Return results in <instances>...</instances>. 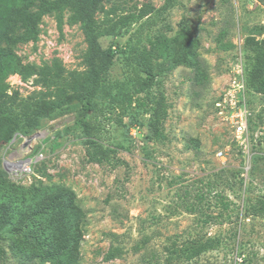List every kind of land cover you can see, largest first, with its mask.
Returning a JSON list of instances; mask_svg holds the SVG:
<instances>
[{"label":"rangeland","instance_id":"rangeland-1","mask_svg":"<svg viewBox=\"0 0 264 264\" xmlns=\"http://www.w3.org/2000/svg\"><path fill=\"white\" fill-rule=\"evenodd\" d=\"M171 1L163 10L164 0H115L118 13L144 4L153 11L123 33L98 39L100 53L115 50L109 81L122 80L120 50L127 44L146 46L157 35L172 39L182 21L198 41L196 54L182 63L173 62L171 47L153 61L166 102L159 139L147 130L154 88L133 95L130 106L119 101L130 86L91 99L101 110L93 139L107 156L98 159L82 131L84 100L34 116L37 106L53 100L50 90L35 76L20 78V84L5 80L8 94L16 93L10 107L18 119L13 124L0 117V174L16 187H63L74 193L83 213L76 264H264V218L242 219L248 201L264 194V114L248 126L243 142L212 112L235 74L245 81L247 43L254 40L264 48V0ZM104 3L110 8L111 2ZM69 15L63 12L60 29L54 15L43 16L36 40L15 44L23 64L42 67L57 59L65 77L89 76L87 35L80 23L67 22ZM62 86L66 96L77 95L75 87ZM247 103L251 118L264 108L257 94H248ZM11 126L14 132L7 137ZM254 153L261 160L252 172ZM21 162L26 168L13 167ZM216 175V185H209ZM224 198L231 202L229 211L223 209ZM206 238L218 239L219 247L193 260L170 251L174 244ZM0 264L46 263L22 261L10 235L1 234Z\"/></svg>","mask_w":264,"mask_h":264},{"label":"trees","instance_id":"trees-1","mask_svg":"<svg viewBox=\"0 0 264 264\" xmlns=\"http://www.w3.org/2000/svg\"><path fill=\"white\" fill-rule=\"evenodd\" d=\"M111 2L105 9L104 2ZM115 0H0V117L13 123L18 119L11 113V105L15 94L7 92L5 80L17 74L22 80L35 76V82L50 90L53 100L37 106L34 116H46L68 104L86 102V115L81 122L85 135V143L92 147L93 152L104 159L107 156L93 139L99 130L96 124L98 104H91V99L98 92L109 95L112 91L130 86V91L121 96L120 102L130 106L133 95L148 93L154 88L155 97L149 112L147 130L154 139L161 137V124L166 117V102L158 87L153 72V61L160 58L171 47L175 58L173 62L182 63L193 57L198 48V41L192 37L190 29L183 21L178 24L172 39L164 35L154 36L146 46L127 44L120 55L125 73L122 80L109 81L108 71L112 64L111 58L115 50L108 49L100 53L98 39L102 35L117 36L133 22H138L152 13L153 8L144 4L140 9L119 13ZM171 0H164L161 9L171 6ZM69 11V24L80 23L87 35L89 51L87 63L90 66L89 76L78 80L65 77L57 59L51 65L42 67L23 64L13 52L18 42L36 40L38 23L43 16L54 15L57 26H62V14ZM102 18L97 20L96 15ZM172 43V44H171ZM245 86L248 94L262 97L264 104V48L254 40L249 41L245 48ZM106 54V55H105ZM105 55V56H104ZM77 89L76 96H66L62 84ZM75 85H72V84ZM124 113V112H123ZM264 114V108L255 113L249 125ZM248 125V126H249ZM14 132V126L6 128L7 137ZM252 172L257 171L255 165L261 160L257 153L252 155ZM96 158V159H97ZM209 182L216 185L220 178ZM223 209L229 211L231 202L224 198ZM195 210V208H193ZM250 216L264 218V194L256 196L254 202L248 201L242 219ZM83 213L76 204L74 193L63 187H44L25 189L7 182L0 174V235L11 237L15 254L24 262L36 260L46 264H76L81 241V221ZM209 217V216H208ZM176 243V242H175ZM220 242L215 238L193 240L187 244L173 246L172 253L177 258L190 261L202 254L215 250Z\"/></svg>","mask_w":264,"mask_h":264},{"label":"built area","instance_id":"built-area-1","mask_svg":"<svg viewBox=\"0 0 264 264\" xmlns=\"http://www.w3.org/2000/svg\"><path fill=\"white\" fill-rule=\"evenodd\" d=\"M235 75V78L230 82L228 88L213 104L212 112L232 129L234 138L241 139L244 142L247 139V128L252 112L247 103V89L245 81L239 73ZM8 79L10 81L14 79V81L18 84L21 83V79L17 74L8 76L7 80ZM218 156L220 157V160L224 161V156L221 152ZM248 169L249 166L247 165L245 170L246 173Z\"/></svg>","mask_w":264,"mask_h":264},{"label":"water","instance_id":"water-1","mask_svg":"<svg viewBox=\"0 0 264 264\" xmlns=\"http://www.w3.org/2000/svg\"><path fill=\"white\" fill-rule=\"evenodd\" d=\"M38 135H35V136H31V137H29V138H27L25 141H24V143H23V145H22V147L23 148H25V147H27L36 137H37Z\"/></svg>","mask_w":264,"mask_h":264},{"label":"bare ground","instance_id":"bare-ground-1","mask_svg":"<svg viewBox=\"0 0 264 264\" xmlns=\"http://www.w3.org/2000/svg\"><path fill=\"white\" fill-rule=\"evenodd\" d=\"M26 165V162H21V163H16V164H13V167H17V168H22ZM26 167V166H25ZM24 167V168H25Z\"/></svg>","mask_w":264,"mask_h":264}]
</instances>
